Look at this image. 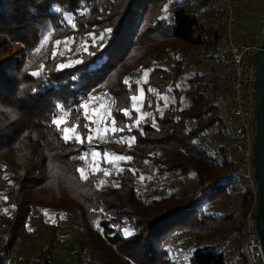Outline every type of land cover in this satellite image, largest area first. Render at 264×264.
I'll use <instances>...</instances> for the list:
<instances>
[{"label":"trees","instance_id":"16d2710c","mask_svg":"<svg viewBox=\"0 0 264 264\" xmlns=\"http://www.w3.org/2000/svg\"><path fill=\"white\" fill-rule=\"evenodd\" d=\"M169 5L170 21L164 17ZM203 12L209 14L206 8ZM209 21L193 12L190 0H0V264L16 255L21 242H31L44 231L50 232L49 241L32 264H52L57 247L69 244L60 235L63 214L75 218L84 234L79 233L80 249L89 243L107 264H183L169 246L175 234H183L181 243L193 238L189 264L227 263L224 245L233 231L242 230L241 221L234 214H206L202 205L222 198L228 206L224 182L233 170V156L199 77L191 79L187 90L181 87L180 73L192 65L187 58L177 60L172 72L156 67L162 54L180 47L213 53L218 34ZM107 28L113 29L108 38L94 41ZM76 59L82 63L56 70L58 64ZM151 63L144 85L147 115L136 129L138 114L130 98L138 84L132 77ZM34 71L42 75L33 76ZM128 78L131 89L123 83ZM162 95L172 99L167 107L157 99ZM94 100L109 102L112 115L106 123L115 119L125 131L100 143H65L62 131L52 124L57 105L71 110L63 125L71 127L77 115L85 122L79 106L89 102L90 111ZM125 109L133 112L132 119L123 115ZM209 127H217L220 137L207 151ZM133 136L134 142L129 140ZM93 150L131 156L130 164L153 162L160 178L194 174L197 188L190 195L144 199L141 182L129 169L113 187L103 186V172L79 159ZM79 168L88 180L81 178ZM245 204L249 208L251 199ZM38 209L55 215L48 221L45 213L34 214ZM125 229L133 235L125 237Z\"/></svg>","mask_w":264,"mask_h":264},{"label":"built area","instance_id":"2783aa9c","mask_svg":"<svg viewBox=\"0 0 264 264\" xmlns=\"http://www.w3.org/2000/svg\"><path fill=\"white\" fill-rule=\"evenodd\" d=\"M190 1L198 17H203V8L207 9L210 26L218 34L215 51L211 54L202 51L198 59L203 68L200 87L215 109V118L224 132L227 150L234 161L229 178L223 181L230 196L227 211L241 221L246 264H264V245L256 225L259 194L255 174L258 114L255 76L264 23L262 37L251 43L242 31L243 17L251 0H208L206 5L203 0ZM170 10L172 12L173 7ZM206 133L209 143L205 150L210 151L216 147L220 134L217 127H209ZM247 197L251 199L249 208L245 204ZM233 239L234 235L228 239L226 246L230 244L235 249ZM173 244L178 247L180 240H175ZM202 249L205 250L206 246ZM223 253L227 262L226 248ZM81 258L85 264L99 259L89 248L84 249Z\"/></svg>","mask_w":264,"mask_h":264},{"label":"rangeland","instance_id":"374dc122","mask_svg":"<svg viewBox=\"0 0 264 264\" xmlns=\"http://www.w3.org/2000/svg\"><path fill=\"white\" fill-rule=\"evenodd\" d=\"M208 2V1H207ZM206 5V3H205ZM171 5L169 7H166L164 9V17L170 21L171 17ZM201 14L205 19L209 20V14L201 11ZM244 19V25L242 28L243 34L249 38L251 43H254L257 41V39L262 37V30H263V23H264V0H251L250 4L248 5L247 11L243 17ZM100 34H96L93 36L96 41L100 38ZM96 43V42H95ZM94 43V44H95ZM202 52L199 49L196 50H186L184 47L177 48L174 51H168L167 53L162 54L159 59L156 62V67L161 68L163 70H166L168 72H172L176 68V61L181 59L182 57H186L187 60L192 64L191 66H186L183 68V70L180 73V83L183 90H187L191 87V82L194 77H199L198 82L200 78V74L203 73V68L201 62H199V53ZM204 52V51H203ZM154 63L149 64L148 66L144 67L143 72L140 76H134L132 77V80L134 82L139 81L138 89H143L145 99L143 101H137L136 107L140 108L139 112H136L138 114L137 119L142 118V124L144 123L145 118V111H144V105L146 100V94L144 85L148 84L149 75L152 72ZM147 72L148 75L144 76V73ZM131 78H128L130 80ZM199 85H195V89L198 88ZM136 95H139V91H137ZM107 99V97H105ZM157 99L159 102H162L165 107H167L171 102L172 99L167 95L157 96ZM108 100V99H107ZM174 100V99H173ZM186 99L183 98L184 106L187 105ZM106 100H101L99 103L97 101H93L94 110L93 108L89 111V114H94L95 119V128L93 130V139L95 142L100 143L104 141H109L108 138L102 139L101 137L104 136V126L107 124V119L109 117V102H105ZM98 105H97V104ZM133 104V102H132ZM140 127V126H139ZM134 127V128H139ZM130 141L131 138H129ZM95 152L100 153V151L93 150ZM91 153V152H90ZM87 160L90 161V163L96 168L97 166L99 168H102L103 170H107L110 175L104 176V184L103 186L106 187H113V184L116 180L119 179L121 174L129 169L133 174H137L138 179L141 182V191L143 192V197L150 198V196H154L156 198H162V197H168L172 193H186V194H192L197 188V179L195 175L190 174L189 177L186 179L183 176L179 174H171L169 176H165L164 178H160L158 176L157 169L153 165L152 162H146L143 165H137V164H130L131 160H123L118 161L115 160L111 153H109V157L106 160L104 158V154L100 153V156L93 159L91 156L87 158ZM120 169H124L123 172L120 171ZM134 170V171H133ZM41 174V173H40ZM39 175V174H38ZM141 177H144L143 180H141ZM144 184V186L142 185ZM201 191H199L200 193ZM39 193V192H38ZM38 193L36 194L38 196ZM45 193V192H44ZM229 196V195H228ZM45 197V195L42 194L41 198ZM230 200V196H229ZM228 206H224V201L222 198H217L215 200H209L205 201L202 205V208L206 214H230L229 211H227ZM40 212L47 213L46 218L48 221H51L55 215L54 212L47 211V210H34V214H38ZM62 219L64 221V224L60 230V235L62 239L68 238L69 244L68 245H62L58 246L57 249L52 254V264H76L78 261L80 264H85L83 259L81 258L82 252L85 248H89V250L93 253L89 243L83 244V249H80L78 244V237L79 233L83 236L84 234L79 229V226L75 220V218L63 214ZM131 230V229H129ZM238 230V229H237ZM133 233V230H131ZM133 235V234H132ZM231 235H234L233 239V246L235 249H232L230 247V244L227 246L224 245V248L228 251V264H246V258L243 253L242 248V235L240 231H233ZM86 236V235H85ZM183 234H175L169 241V246L171 244L172 250L171 253L178 257L179 260L182 261L183 264H189L187 262V258L191 257V251L193 250L192 241L186 240L184 243L180 242V246L175 247L173 242L177 239H181ZM185 236V235H184ZM128 237V236H125ZM50 238V232L44 231L41 233H38V235L35 237V239L31 242H21L19 244V247L17 248L16 255L9 259L7 264H32V261L37 259L40 254V249L42 246L46 245ZM230 238V237H229ZM184 246V247H183ZM202 247L205 246V243L201 245ZM182 247V248H181ZM178 249V250H176ZM182 250V251H181ZM96 256L99 257L94 263L92 264H107L106 261L101 257V255L98 252H94ZM231 255V256H230ZM230 256V258H229ZM91 264V263H87Z\"/></svg>","mask_w":264,"mask_h":264},{"label":"snow or ice","instance_id":"6c2138e0","mask_svg":"<svg viewBox=\"0 0 264 264\" xmlns=\"http://www.w3.org/2000/svg\"><path fill=\"white\" fill-rule=\"evenodd\" d=\"M167 10V9H165ZM73 27H75V25H73ZM113 32V29L111 28H107L103 31V33L101 34L100 36V42L102 43L105 39L108 38L109 34H111ZM93 34H89V36L91 37ZM48 41V36L46 35L44 37V40L41 41V47L43 46L44 43H46ZM61 44V41H56V45H60ZM85 52H88V48L87 47H84L83 49ZM37 52L40 51V48H37L36 49ZM91 54V53H90ZM57 55V52L56 51H53L52 52V57L55 58ZM60 55H63V53H60ZM82 63V61L80 59H76L74 61H69V62H64V63H60L56 66V70H63V69H67V68H71L73 67V65H78ZM43 65H41V68L43 69ZM33 76H40L42 75V72L40 71H34L31 73ZM148 73L145 72L144 73V76H147ZM123 83L128 86L130 89L132 87V85L130 84L129 80L128 79H125L123 81ZM135 83L139 84V81H136ZM139 91V95H132L131 96V101L133 102L132 104V109L133 111L135 112H139L140 111V108L139 107H136V103L137 101H143L145 99V96H144V91L143 89H138ZM148 91H155L154 89H148ZM89 107H90V103L89 102H85V103H82L80 106H79V109L77 110L78 112H80L83 116V120L85 121L84 123H80V119H81V115H77L75 117V120L76 122L72 124L71 127H67V126H63L65 125L66 123H68V121L65 119V117H69L70 115V111L71 110H66L64 108L63 105H57V108H58V113L57 115L53 118L52 120V124L58 129V130H61L62 131V139L65 143H71V142H76V143H79V144H84L85 141H87L89 144L91 143V141L93 140V126L95 125V119H94V116L92 114H89ZM93 112H94V108H93ZM62 113V115H61ZM162 114V113H161ZM108 115L111 116L112 113L111 111L108 112ZM123 115L129 119H132V115H133V112L132 111H129L127 109L123 110ZM145 115H147V113H145ZM142 123V118L141 119H136L134 121V124H133V127H139L140 124ZM153 127H156L155 123H153ZM78 129H80L78 131ZM128 131H132V127H128L127 128ZM104 136H102L101 138L104 139V138H108V139H111L113 136H115V134L117 133H121V132H124L125 131V128L124 127H118L117 126V122L115 119H111L110 122H108L105 126H104ZM119 140V142H124L126 143L127 140L126 138L124 137H118L117 138ZM135 137L133 136L131 138V140L134 142L135 141ZM131 146V145H129ZM91 156L93 159H95L96 157L100 156V153L98 152H95V151H92L91 153H85L84 155H81L79 157V159L81 161H86L87 158ZM113 158L115 160H118V161H123V160H131L132 157L131 156H122V155H118V154H112ZM109 157V153L107 151L104 152V158L107 160ZM78 172H80L81 174V178L84 179V180H88L89 179V176L88 175H85V170L84 168H79L77 169ZM95 171L96 172H103V175L104 176H109L110 173L107 171V170H103L101 168H99L98 166L95 168ZM121 172L124 171V169H120ZM134 171V170H133ZM144 177H141V180H143ZM105 182L103 180L100 181V184L103 185ZM116 187H119V185H114ZM14 207V206H13ZM7 209H4V212L7 213ZM47 214V213H45ZM28 231H32L31 228H28ZM132 231L129 230V229H125L124 230V235L125 236H132Z\"/></svg>","mask_w":264,"mask_h":264},{"label":"water","instance_id":"95a60500","mask_svg":"<svg viewBox=\"0 0 264 264\" xmlns=\"http://www.w3.org/2000/svg\"><path fill=\"white\" fill-rule=\"evenodd\" d=\"M257 138L255 144V174L259 194L256 225L264 245V37L256 62Z\"/></svg>","mask_w":264,"mask_h":264}]
</instances>
